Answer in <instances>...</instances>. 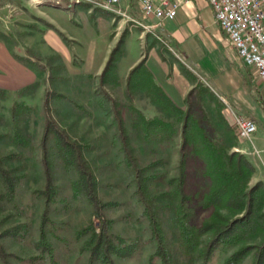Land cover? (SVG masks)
Returning a JSON list of instances; mask_svg holds the SVG:
<instances>
[{"label": "rangeland", "instance_id": "obj_1", "mask_svg": "<svg viewBox=\"0 0 264 264\" xmlns=\"http://www.w3.org/2000/svg\"><path fill=\"white\" fill-rule=\"evenodd\" d=\"M38 4L37 11L34 10L37 13L29 14L30 26L25 31L7 33V38L4 34L9 46H21L25 50L23 63L36 72L38 82L36 88L22 95L0 93V156L17 150L11 141V108L16 104H22L26 109L22 111L21 119L32 143L30 150H23L27 158L26 168L24 178L18 182L14 201L0 199V234L10 228L16 229L14 235L6 233L0 237L8 264H91L85 247L88 236L84 231L89 225L97 230L101 218L109 220L111 232L132 246L129 255L115 257V264H160L156 260L150 263L157 244L144 205L135 192L134 172L125 163L124 139L137 166L143 169L151 165L149 172L160 176L147 182V190L152 203L160 209L158 214L172 264H202L200 255L207 237L201 238L194 255H188L174 218L179 198L174 194L177 182L172 180L178 176L181 124L176 123L174 113L167 112V122L175 123L172 134H168L167 129L160 132L154 128L148 138L143 119L167 116L158 111L142 90L133 91L135 95L128 97L127 74L123 71L126 63L135 57V51L130 50V55L121 60L119 70L127 36L141 29L123 23L112 12L95 6L81 5L70 9L67 4ZM10 17L1 18L3 22L0 20V23L6 24ZM17 24L21 21L15 22ZM116 34L119 37L115 47L120 36L121 43L113 57L114 62L102 78L103 70H95L107 59L106 47ZM209 94L201 93L200 87L192 89L189 97L191 117L212 138L226 140L228 135L223 125L226 124L235 129L236 142L245 140L251 146L248 138L239 136L236 127L231 126L221 112L220 103L212 100ZM48 120L70 142L81 147L97 182L99 216L94 214V207L85 197L77 194V173L59 157L55 139L52 136L48 139L46 153L41 146ZM195 143L197 157L192 156L190 148L185 150L187 195L203 193L210 183L205 175L203 146L199 140ZM231 151L235 150L228 149ZM44 158L51 162L56 187L53 200L40 194L46 191ZM255 183L252 176L249 186ZM4 191L0 181V193ZM161 194L166 195L155 200ZM43 213L46 214L43 224L45 242L41 246L38 242ZM206 217V214L198 215L197 222L200 224ZM234 250L218 248L210 264H222ZM253 255L250 252L240 264H253Z\"/></svg>", "mask_w": 264, "mask_h": 264}, {"label": "trees", "instance_id": "obj_2", "mask_svg": "<svg viewBox=\"0 0 264 264\" xmlns=\"http://www.w3.org/2000/svg\"><path fill=\"white\" fill-rule=\"evenodd\" d=\"M121 36L116 47L111 51L101 77L105 76L109 69L117 47L121 43ZM114 62V61H113ZM39 67V66H38ZM41 69V68H40ZM148 72L142 62L135 66L127 75L126 91L129 98H132L133 91H144L147 98L158 108V111L165 115L172 112L176 115V123L181 124V151L178 163V176L172 182H177L175 196L179 203L175 212V224L182 238V243L188 255H194L195 250L206 236V244L201 253L202 264H210L214 252L218 248L235 249L222 264H240L250 253H254L253 264H264V183L259 181L249 186V182L255 173L254 166L241 153L236 151L228 152L237 146L236 131L226 124L224 130L228 135L226 140L212 138L207 135L200 123L193 119L189 110V92L185 99L186 109L175 106L162 92V90L151 83ZM38 82L27 86L17 92L22 95L27 90L36 88ZM198 85L195 86L197 89ZM201 88V86H200ZM201 93H210L207 89L201 88ZM211 99L215 97L209 94ZM47 104V99L45 100ZM24 105L16 104L11 108L12 124V146L17 150L0 156V181L5 187L0 199L7 198L14 201L18 182L24 178L26 168V155L23 150L31 149V139L27 128L22 124V111ZM24 112V111H23ZM169 115V113H168ZM167 116V114H166ZM167 117L143 119L146 135L150 138L151 129H158L160 132L167 129L168 134L174 131L175 123H168ZM57 142L58 154L67 167L73 168L77 173V194H81L98 213V196L96 191V179L93 176L86 160L81 153V147L70 142L63 132L47 121L44 130L41 146L46 153L47 142L50 137ZM146 136V137H147ZM199 140L203 146L205 155V175L209 178V186L203 193L195 192L192 195L185 194V180L187 177V155L186 148H190L192 156L197 157L196 141ZM228 143H227V142ZM125 163L134 172L136 194L144 205V213L148 218L152 236L157 244L155 252L150 257V263L159 261L160 264H172V258L168 251L165 236L159 218V207L152 203L147 190V182L152 179H159L150 173L151 165L140 169L133 157L132 150L124 139L122 145ZM44 167L45 185L40 194L53 200L56 195V187L53 184L51 175V162L48 158L42 160ZM161 194L155 200L163 197ZM206 214L207 217L199 224L198 215ZM46 214L43 213L40 226V239L38 245L45 242L43 224ZM18 227V226H17ZM15 228H10L0 234V237L8 233L14 235ZM88 238L85 247L90 254L91 264H115V257H124L131 253L132 246L125 244L124 240L110 230V221L101 218L99 228L96 230L89 225L84 231ZM0 264H8L7 254L0 245Z\"/></svg>", "mask_w": 264, "mask_h": 264}, {"label": "crops", "instance_id": "obj_3", "mask_svg": "<svg viewBox=\"0 0 264 264\" xmlns=\"http://www.w3.org/2000/svg\"><path fill=\"white\" fill-rule=\"evenodd\" d=\"M38 5L32 0H0V20L11 16L6 24L0 23V93L19 92L37 81L36 72L23 63L25 50L9 46L4 34L25 31L30 26L29 16L37 13L34 10ZM127 13L154 26L153 20H142L135 9ZM17 21L21 24L15 25ZM118 37L116 34L108 43L107 59ZM127 38L119 70L121 60L130 55V50L135 51V57L126 63L124 74L128 75L142 62L151 83L178 108L184 110L188 93L198 85L220 103L221 112L231 126H235L237 117L256 123V132L248 138L251 146L239 139L234 150L245 155L254 166V183H264V86L256 70L245 66L238 57L207 2L190 0L174 19L165 20L150 31L135 30ZM107 59L95 71L103 70Z\"/></svg>", "mask_w": 264, "mask_h": 264}, {"label": "built area", "instance_id": "obj_4", "mask_svg": "<svg viewBox=\"0 0 264 264\" xmlns=\"http://www.w3.org/2000/svg\"><path fill=\"white\" fill-rule=\"evenodd\" d=\"M47 2L55 6L67 4L73 7L95 6L112 12L123 22L150 31L165 20H172L178 10L190 0H32ZM213 17L228 41L235 49L243 64L253 67L264 86V0H205ZM135 9L144 20H153L150 26L138 18H132L128 10ZM234 125L241 138H249L257 130L256 123L250 118L237 117Z\"/></svg>", "mask_w": 264, "mask_h": 264}]
</instances>
